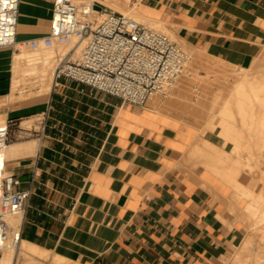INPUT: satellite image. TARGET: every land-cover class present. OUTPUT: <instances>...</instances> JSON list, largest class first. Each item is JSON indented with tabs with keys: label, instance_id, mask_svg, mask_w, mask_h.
<instances>
[{
	"label": "crops",
	"instance_id": "crops-1",
	"mask_svg": "<svg viewBox=\"0 0 264 264\" xmlns=\"http://www.w3.org/2000/svg\"><path fill=\"white\" fill-rule=\"evenodd\" d=\"M51 9L52 0H20L16 39L46 34ZM140 9L176 34L226 49L240 69L251 70L243 66L264 47V0H148ZM18 53L0 48V120L42 115L40 131L21 122L33 138L5 151L6 173L32 191L22 240L82 264H219L231 256L243 225L227 209L230 187L188 152L191 127L64 79L9 102Z\"/></svg>",
	"mask_w": 264,
	"mask_h": 264
},
{
	"label": "built area",
	"instance_id": "built-area-1",
	"mask_svg": "<svg viewBox=\"0 0 264 264\" xmlns=\"http://www.w3.org/2000/svg\"><path fill=\"white\" fill-rule=\"evenodd\" d=\"M19 6L20 0H0V48L49 50L75 41L59 57L54 80L74 81L123 103L142 108L152 95L165 94L190 60L188 51L164 32L96 0H52L49 31L18 41ZM80 45L81 53L74 56V48ZM9 123L0 126V264L4 251L16 250L22 241V220L13 227L9 218L23 217L32 195L31 188L22 189L21 181L5 171Z\"/></svg>",
	"mask_w": 264,
	"mask_h": 264
},
{
	"label": "rangeland",
	"instance_id": "rangeland-1",
	"mask_svg": "<svg viewBox=\"0 0 264 264\" xmlns=\"http://www.w3.org/2000/svg\"><path fill=\"white\" fill-rule=\"evenodd\" d=\"M147 2L148 0H140V2L138 3L139 5L138 4L136 5V11L138 15H141V16L144 15L140 9V6L142 5L144 7V4H146ZM135 3L136 1L133 0L128 5H130L129 7H133ZM106 8L112 11L114 10L109 7H106ZM144 17L147 18L145 15ZM138 20H141L138 22L146 25L147 27L153 30H156V31L161 30V32H164L165 34H167L171 39L179 42L187 51L188 50L190 51V47H192L195 49L196 54H201L200 55L201 57L199 60L200 63L197 65L194 71V74L192 76L186 79V75H185L186 68H184L181 76L167 90L165 94L156 95L159 99L158 104L161 106L160 107L158 105L160 109L156 108L157 111H159L160 113H164L165 115L167 114L166 116L169 115L170 117L169 116L168 117L175 120L176 122H180L188 127H191L197 133V136L200 133L199 127L197 128L198 125H195L199 123L197 116L207 118L210 120L211 123L216 124L218 126H221V127L227 126L229 127L231 131L235 132L236 134H240L241 132L238 126H243L245 130H252V131H256L258 128L264 129V120L262 119L260 120L259 117H255V119H252V120L249 119L250 114H251L250 110L252 108L258 107L260 105V102L264 101V88H262L261 84L258 82H256L253 86H246L244 84L233 83L234 77L243 73V70L240 69L242 68V65L234 64L233 58H229V55L226 49H221L219 47L212 46L210 45V43H207V42L202 43L200 39L193 38L194 34H189V35L185 33L176 34L172 31L173 25L167 22L165 23L164 20L162 24L153 23L151 25H149L150 23H148L146 20L142 18H139ZM70 47H72V44L69 46H65V47H54L49 50L41 49L40 51H37V52L30 51L22 47H17L15 50L22 52V54H24L25 56H28L30 59H37L35 61H40L39 58L41 54L57 55L55 58L51 60V63L47 65V67H50V72L52 76L51 82L53 84V80H54L53 71L57 64V58L59 56L65 55L70 50ZM79 52L80 50L76 51L74 53V56H78L80 54ZM191 56L194 57V53L193 55L191 53ZM193 57H191V59ZM243 67L250 68L252 72L255 73V77L257 76L258 79L259 78L261 79V77L264 78V75H262L264 74V47L260 49L258 54L253 58V61L250 65H245ZM250 74L253 76L252 73ZM30 77H31V80H28L26 82L27 85L25 86V88L24 89L22 88L21 90L18 89L17 92L15 91L16 98L9 102L22 100L25 98L33 97L37 94L39 95V94L44 93L40 89L41 85L39 84V79L41 78L38 77V73H35V74L33 73ZM44 77L46 78V76ZM31 81L32 82L34 81V82L32 83ZM28 83H32L33 85H29ZM176 87L181 88V101L178 104L177 103L171 104L170 100L172 99L173 92L175 93L176 91ZM19 91H21V93H24V96ZM222 96L226 97V101H225V104L221 106L216 102H217L218 97H222ZM7 103L3 104L2 106H6ZM146 107L148 108L147 104L142 108H146ZM219 110L221 111L222 114H224L223 115L224 118H218L217 115L215 114V112L216 111L219 112ZM167 111H169L170 113ZM26 119L29 121V126L26 129L28 130L35 129L36 131H40L42 115L29 116L19 121L9 123V142L8 143L14 142V141H23L29 138H33L31 134H28L29 133L28 131H25L20 128L22 124L21 122L26 121ZM187 122L191 123V125H189V123L187 124ZM0 126H4L2 120H0ZM235 137L238 140V144H236V148L242 151L245 157H248L250 159L249 160L250 170H249L248 176L251 179L254 177H259V181L261 180L260 182L258 181L260 183V184L258 183L260 187H257L258 185L256 187L264 188V164L261 163V165H259V168L255 167V161L253 158H251V156L253 157V152L256 147L255 144L252 143L254 139L252 137H250L249 139L243 135L242 136L238 135ZM261 157H264V153H262ZM262 159L264 158H261V162H264V160ZM197 162L199 163L198 159H197ZM257 168L259 169V173L257 171ZM253 187L254 189H257L255 186ZM225 202H226L228 211L230 213H233L234 215L237 214L235 215L236 220L240 224L243 225V235L241 236L238 242V245H237L238 247L241 245L240 243L245 241L248 238V235L250 234H252L251 236H253L255 233L253 237L261 236V230L258 227L254 229L253 233L250 232L252 230L248 223L250 221H253V219L250 216H248L247 210L252 208V201H248L245 204L238 206L234 204L232 199H229V197H227L225 199ZM247 203L249 204V207L247 206L248 205ZM241 216L243 217V220L241 219ZM15 219H18L16 223H14ZM19 219H20V215L11 216L9 218L10 225L13 227L18 225ZM235 245L232 246L233 248H232L231 256L222 257L220 259L219 264H231L232 263L234 253L237 250L236 249L237 247H235ZM42 249L44 248H41L40 250V247H39L35 251L39 254L40 253L48 254L51 252L49 250L46 251V249L45 250H42ZM18 260L20 264H24V263L26 264V262L22 259V257H18ZM64 264H82V262L73 261V260H69L66 258L64 260Z\"/></svg>",
	"mask_w": 264,
	"mask_h": 264
},
{
	"label": "bare ground",
	"instance_id": "bare-ground-1",
	"mask_svg": "<svg viewBox=\"0 0 264 264\" xmlns=\"http://www.w3.org/2000/svg\"><path fill=\"white\" fill-rule=\"evenodd\" d=\"M96 1L100 5L114 9L113 11L123 13L127 17H129V18H131L137 22L141 21V20H138L139 18H142V19L146 20L148 23H150L149 25H151L153 23L162 24V22H160V21H155L154 19H153L154 20L153 21L149 18H145L144 15H142V16L138 15V13L136 11V5L140 2V0H134V1H136V3L133 7H129L130 5H128L133 0H96ZM74 43H75V41H72V43H71L72 46L74 45ZM66 46H69V45H66ZM59 47H65V46H59ZM70 49H71V47H70ZM40 50H38V51H40ZM78 50H80L79 53H81L82 45H80L79 47H75L74 53ZM34 52H37V51H34ZM189 52L188 53L190 55V61H188V63L185 66V68H186V72H185L186 79H188L190 76H192L194 74V71H195L197 65L200 63L199 60L201 57L200 56L201 54H196L195 49L192 47H190ZM191 53H192V55L194 53V57L191 56ZM56 56L57 55H52V54L51 55L41 54V56L39 58L40 61H35L37 59H30L28 56H25L24 54H22V52L18 53L15 56L13 93L15 94V91L17 92L18 89L19 90H21L22 88L24 89L25 86L27 85L26 82L28 80H31L30 76L33 73L34 74L38 73V77L41 78V79H39V84L41 85L40 86L41 91L42 92H49L51 89V86H52V82H51L52 76H51V72H50V67H47V65L49 63H51V60L53 58H55ZM59 57H62V56H59ZM59 57L57 58V61H58ZM191 57H193V58L191 59ZM241 70H243V73L235 76L233 83L244 84L246 86H253L256 82H258L261 84L262 88H264V78L261 77V79L260 78L258 79L257 76L255 77V73L252 72V70H244V69H241ZM250 73H252L253 76ZM262 75H264V74H262ZM44 76H46V78ZM53 77H54V75H53ZM53 82H54V80H53ZM32 83H28V84L33 85ZM19 92L21 93V91H19ZM35 92H37V91H35ZM21 94L24 96V93H21ZM158 100L159 99L156 95H152L147 102L148 108L152 109L153 111H156V108H159L158 107V105H159ZM180 101H181V88L176 87V91H175V93L173 92L172 99L170 100V102H171V104H176V103L178 104ZM225 101H226V97L222 96V97H218L216 103H218L219 105L222 106L223 104H225ZM162 111H163V109H162ZM156 112H158V114H162V115L164 114V113H160L159 111H156ZM167 112H169V111H167ZM216 112H215V114L217 115L218 118H224V116H223L224 114H222L220 110H219V112L218 111H216ZM250 112H251V114L249 113L250 114L249 119L252 120V119H255V117H259L260 120L261 119L264 120V101L260 102V105L258 107L252 108L250 110ZM172 115H174V114H172ZM177 116H175V117H177ZM197 119L199 120V123H201V124L198 123L195 125H198L197 128L199 127L200 133L198 134L197 137L195 136L196 139L192 143V146L190 148H188L189 151L187 149L186 150L194 155L192 157H196L198 159L199 163L197 162V159H196V162L198 164H202L203 166L208 168L220 180H222L224 183H226L230 187V189L232 190L231 191L232 193L230 194L229 199H232L235 205L241 206L242 204H245L248 201H252V208L250 207L251 209L247 210L248 216H250L253 219V221H250L249 223L247 221V223L249 224V226L252 230V231H250V230L249 231L253 233L254 229L257 227L260 228V230H261V236L253 237L255 235V233L253 236H251L252 234H250V235H248V238L245 241H243V242L241 241L242 243H240L241 245L239 247L237 246L238 243L235 245V247H237L236 248L237 250L234 253L231 264H264V188H257V187H260L259 182L261 180L259 181V177H254L251 179L248 176L249 170H250V164H249L250 159L248 157H245L243 155L242 151H240L238 148H236V144H238V140L235 137L238 135H240V136L243 135L249 139H250V137H252L254 139V141H252V143H254L256 147H255L254 152H253V157L251 156V158H253L255 161V167L259 168V165H261V163L264 164V162H261V158H264V157H261L262 153H264V129L258 128L256 131H252V130H245L243 126H238V128L241 130V132H240V134H236L235 132L231 131L229 129V127H227V126L221 127V126H218L216 124H213L207 118L197 116ZM146 120L147 121L151 120V119H149L148 115H144V117L140 119V121H142V122H144ZM159 122L163 123L165 121L161 119ZM188 123L189 122H187V124ZM189 125H191V123H189ZM5 151H6V148H5ZM5 151H4V158H5ZM190 157L188 156L187 158L189 159ZM187 158H185V159H187ZM262 160H264V159H262ZM181 161H182V159H181ZM186 161H188V160H186ZM190 164H191V166L193 165L192 163H190ZM191 166H188L189 169L191 168ZM188 167H187V169H188ZM258 168H257V171L259 173ZM202 182H204V181H202ZM90 186L92 187V185H90ZM253 186H255V187L257 186L256 187L257 189H254ZM88 191H91V190H88ZM140 191H141V189H140ZM144 192H146V191H144ZM244 200H245V202H244ZM250 205H251V203H250ZM247 206L249 207V204ZM245 208H246V206H245ZM19 215H20V219H19V222H20V220L22 218V214H19ZM72 215H73V213H72ZM235 215H237V214H235ZM242 216H241V219L243 220ZM17 220L18 219H15L14 223H16ZM243 223H245V222H243ZM68 224H69V222H68ZM70 230H71L70 232H75L76 230H81V228H80V226H78V228L76 230H74V229H70ZM38 248H39V246L33 245L31 243L26 242L25 240H22L19 247L16 250L7 249L4 251V258H3V261L1 264H20L18 257H22V259L26 262V264H28V263L29 264L30 263L31 264H64V260L66 259L64 256L59 255V253L56 254L53 251H51L48 254H41V253L39 254L35 251ZM40 250H41V247H40ZM42 250H45V249H42ZM16 258H17V261H16Z\"/></svg>",
	"mask_w": 264,
	"mask_h": 264
}]
</instances>
